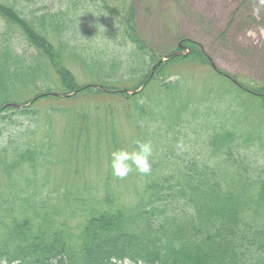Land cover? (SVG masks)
<instances>
[{"label":"rangeland","instance_id":"374dc122","mask_svg":"<svg viewBox=\"0 0 264 264\" xmlns=\"http://www.w3.org/2000/svg\"><path fill=\"white\" fill-rule=\"evenodd\" d=\"M0 1L13 2L36 28L41 15L66 12L65 28L60 31L47 25L50 19L41 25V31L37 29L47 39L49 57L40 54L18 26L6 25L3 20L0 25V33L4 31L8 39L4 43L8 56L0 62L2 67L6 68L10 60H22L34 68L14 99L18 104L26 99L33 101L25 103L32 111L27 115L16 109L0 113L1 157L10 160L9 152L4 150L9 148L11 139L29 136L31 146L41 151L39 175L35 178L37 196L49 193L52 203L66 206V194L70 204L74 203L70 185L81 186L82 192L89 189L91 194L101 188L107 177L114 181L119 189L114 191H118L123 202L132 203L139 193L143 196L144 179L140 174L133 172L118 179L111 174L108 162L113 150H131L146 126L157 137L145 141L159 147L156 156L151 157L153 165L160 161L161 151L167 149L173 162L194 160L197 164L219 162L229 166L230 163L221 164L226 158L221 151H215H226L229 146L233 153L238 148L244 157L248 156L246 161L251 158V173L264 180V93L255 94L264 88V0ZM129 27L150 48L143 58H129L133 48V34L125 31ZM184 40L197 45L203 58L185 57L190 51ZM175 51L180 57L170 63L166 55ZM89 52L102 57L92 66L96 68L94 73L99 71L101 75L94 84L107 82L118 91H132L130 87L141 84L142 89L134 94L126 92L128 95L62 93L58 62L81 85H87L92 75L86 76L77 59ZM157 57L156 68L157 62H153ZM107 61L119 65L123 75L106 77L110 72ZM236 82L253 92L242 90ZM48 92L57 96H44ZM136 94L139 99L134 102ZM145 100L150 102L141 112L137 105ZM153 115H159L153 117L156 121L150 120ZM224 133L229 134V139L224 140ZM168 140L169 145L165 146ZM223 141H228V146ZM41 163L45 166L39 167ZM2 169L0 163V218L9 222L13 215H20L15 202L22 196L35 195L28 187H22L19 178L13 177L16 174L8 176ZM30 175L34 176L24 165L18 177ZM8 208L10 212H5ZM258 211L253 216L255 211L250 210L248 216L257 226L264 223V205ZM82 222L76 218L70 224L74 227ZM127 228L131 229H124ZM5 236L1 235L0 241Z\"/></svg>","mask_w":264,"mask_h":264},{"label":"trees","instance_id":"16d2710c","mask_svg":"<svg viewBox=\"0 0 264 264\" xmlns=\"http://www.w3.org/2000/svg\"><path fill=\"white\" fill-rule=\"evenodd\" d=\"M64 14L66 12L41 15L36 20V28L32 20L15 8L13 2L5 4L0 1V25L3 20L6 25L18 26L26 40L46 56L51 55V49L47 39L40 33L41 25L50 19L47 25H53L60 31L66 24ZM125 31L133 34V48H130L129 58H143L150 48L140 41L132 27ZM0 36L1 62L8 56L4 44L8 39L4 31ZM183 42L190 51L185 57L203 58V51L197 49V45L190 40ZM178 53L175 51L167 54L166 58L170 63L175 62L180 57ZM93 54L84 53L83 57L74 54V57H79L77 60L86 76L92 75L87 85H81L74 74L58 62L57 72L62 83V93L89 91L99 95L109 92L126 95L125 90L118 91L116 86H110L107 82L94 84L96 79H101V75L99 71L94 73L96 68L92 66L102 57L96 58ZM155 62L154 67L159 62L158 57L153 64ZM107 63L106 69L110 72L108 70L106 77L118 78L123 75L119 65ZM31 65L22 60L16 63L10 60L6 68L0 64V113L6 109H16L19 114L27 115L32 111L30 106L25 105L30 102L27 99L21 101L22 107L11 105L17 103L14 100L15 93L23 89L26 76L30 71L34 72ZM147 67L148 63H145L144 69ZM141 86L130 88L135 91ZM263 90L262 87L255 94L264 93ZM49 95L57 96L49 92L44 96ZM135 98L134 102L139 99L137 94ZM149 102L145 100L141 106L137 105L141 112ZM30 103L33 104V101ZM155 116L159 115L151 116L150 120L156 121L153 118ZM149 128H142L138 138L145 141L156 136L148 131ZM223 135L224 140L229 139L228 133ZM22 137L24 139L15 140ZM16 138L11 139L8 142L9 148L4 150L9 152L10 160L2 159L3 149L0 147L2 170L8 176L10 173L16 174L13 177L19 178L22 187L31 189L35 197L22 196L15 202L19 206L14 208H17L16 212L20 215H13L9 222L0 218V236L6 234L0 241V261L4 264H125V260L132 264H264V223L259 227L255 225L256 221L252 224V219H248L250 210H254L252 215L256 216L260 206L264 205V180H258L259 177L251 173L253 170L250 164L253 160L250 158L246 161L248 156L244 157L238 148H234L233 153L227 145L228 141H223L228 146L226 151H215H221L226 158L221 164L230 163L229 166L220 165L219 162L197 164L194 160L173 162L165 149L161 151L158 164L153 165L151 161V173L140 175L145 181L141 185L143 196L137 194L132 203L119 199L118 191H114L119 189L107 177L101 188L91 194L89 189L82 192L84 190L81 186L70 185L69 192L74 197V203L70 204L66 194V206H58L52 203L49 193L37 196L35 178L39 175L37 163L41 151L31 146L27 139L29 136L23 134ZM169 140L165 146L169 145ZM15 141L20 143L14 144ZM153 148V156H156L159 147L154 144ZM24 165L34 176L18 177ZM43 166L45 164L41 163L39 167ZM222 175H228L229 178L222 179ZM5 212H10V208ZM76 218H81L83 222L72 227L70 223ZM248 257L250 259L247 260Z\"/></svg>","mask_w":264,"mask_h":264},{"label":"clouds","instance_id":"9594fccd","mask_svg":"<svg viewBox=\"0 0 264 264\" xmlns=\"http://www.w3.org/2000/svg\"><path fill=\"white\" fill-rule=\"evenodd\" d=\"M131 150L120 148L110 153L109 167L111 174L118 179H125L130 173L149 175L152 170L151 157L154 148L151 141L136 139ZM0 264H4L0 261Z\"/></svg>","mask_w":264,"mask_h":264}]
</instances>
